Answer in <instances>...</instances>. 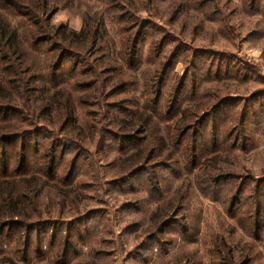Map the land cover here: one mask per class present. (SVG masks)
I'll list each match as a JSON object with an SVG mask.
<instances>
[{
  "label": "rangeland",
  "instance_id": "374dc122",
  "mask_svg": "<svg viewBox=\"0 0 264 264\" xmlns=\"http://www.w3.org/2000/svg\"><path fill=\"white\" fill-rule=\"evenodd\" d=\"M49 2L50 27L87 38L26 56L36 90L8 114L23 137L0 145V177L38 174L39 214L0 231V264H264V0ZM49 80L74 123L55 104L31 117ZM158 91L162 118L114 138Z\"/></svg>",
  "mask_w": 264,
  "mask_h": 264
},
{
  "label": "trees",
  "instance_id": "16d2710c",
  "mask_svg": "<svg viewBox=\"0 0 264 264\" xmlns=\"http://www.w3.org/2000/svg\"><path fill=\"white\" fill-rule=\"evenodd\" d=\"M49 6H51L49 0H36L33 6L19 5L17 0H0V51L2 49L4 52L2 61L6 63V65L0 67V145L11 140L21 141L23 137L20 136V132L13 131L14 127H12L13 125L11 124L13 122L8 114L14 111L19 115L20 112L17 110L21 109L23 100L28 104V99L33 95V90H36L35 88H28V79H30V77H28V79L25 78L27 74L26 70L28 69V67L24 68L27 54H29V52L40 54L39 52H41L43 44L50 45L47 51L49 54L59 50V44L52 41V39H60L66 42L69 38L77 40L80 38L85 40L87 38V33H85L83 29H81L79 33L71 31L68 34L65 32V27H50L48 25L50 18ZM66 55H70L71 57L72 54L70 51H63L58 57L59 61L61 60L60 62H62ZM46 83L47 92L49 93V91H52L53 93L47 95L46 98H42L39 106L35 105L33 101H30L29 113L31 117L38 119L37 115L40 109L50 111L52 105L55 104V111H64V114L60 113V115H63L64 121L67 123H74L76 121L74 109L66 110V104L70 102V96L62 95L58 90H54L58 87L54 80H49ZM90 87L85 89L89 91V89L93 88ZM180 88L181 86L178 89ZM181 91L182 90H177V93L173 96L171 100L172 108L178 103V97ZM159 93L158 91L154 97L155 104H153L152 109L145 106L140 109V111H144L145 114L140 111L127 113L122 120H129V124L125 125V128L120 124L115 126L119 134L115 132V135L112 136L119 141L131 140V133L141 134L149 127L151 119L155 121L161 119V100L158 98L160 96ZM146 101H149V99H146ZM61 105H63V108H61ZM121 111L123 113L125 110ZM208 115L209 111L204 112L200 121H203ZM138 116L140 118L136 120ZM123 131H127L129 135L127 136V134L121 133ZM190 131L196 132L192 124L185 127L182 126L181 130L179 128L171 130L169 126L166 127V132L172 135L171 143L175 146H179ZM175 133L176 137H173ZM144 147L147 148L146 146ZM144 147L142 143H138L136 148L138 151L135 152L134 155L139 154ZM186 153L187 151L185 154ZM144 159L145 161H149V158L146 159L145 157ZM140 169H144V166H141ZM37 176L38 174H33L21 178V175L10 174L7 166L3 168V174L0 177V231L10 224L18 223L19 226H24L25 223L23 221L29 219L31 214H33L35 209H32V213L28 211L29 205H31L33 201L32 198L27 196V192L37 184ZM228 178L230 177L224 178V180ZM38 214L39 213L36 212L34 215ZM18 220H20V222H18ZM37 225L38 224L35 226ZM3 257L5 258V264H14V260L9 256Z\"/></svg>",
  "mask_w": 264,
  "mask_h": 264
}]
</instances>
